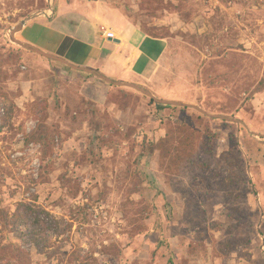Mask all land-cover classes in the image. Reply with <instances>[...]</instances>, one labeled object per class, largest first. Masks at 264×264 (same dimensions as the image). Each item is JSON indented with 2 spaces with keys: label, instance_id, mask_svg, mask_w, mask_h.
Listing matches in <instances>:
<instances>
[{
  "label": "rangeland",
  "instance_id": "374dc122",
  "mask_svg": "<svg viewBox=\"0 0 264 264\" xmlns=\"http://www.w3.org/2000/svg\"><path fill=\"white\" fill-rule=\"evenodd\" d=\"M61 1L0 0V264H264V0H110L167 42L136 84L237 122L12 42Z\"/></svg>",
  "mask_w": 264,
  "mask_h": 264
},
{
  "label": "crops",
  "instance_id": "0c3cea01",
  "mask_svg": "<svg viewBox=\"0 0 264 264\" xmlns=\"http://www.w3.org/2000/svg\"><path fill=\"white\" fill-rule=\"evenodd\" d=\"M58 7L53 18L27 22L17 38L77 67L135 84L155 69L167 49L164 38L141 34L110 0L86 4L63 0ZM105 32L113 33L119 43L110 41Z\"/></svg>",
  "mask_w": 264,
  "mask_h": 264
},
{
  "label": "water",
  "instance_id": "95a60500",
  "mask_svg": "<svg viewBox=\"0 0 264 264\" xmlns=\"http://www.w3.org/2000/svg\"><path fill=\"white\" fill-rule=\"evenodd\" d=\"M39 16H40L39 14L30 16L26 20L21 21L17 26H15L12 29V31H11V40H12V42L15 43L16 45H18L19 47L23 48L24 50H26L28 52H31L33 54H36L38 56H41V57L45 58L46 60L54 61V62L63 64V65H65V66H67V67H69V68H71V69H73L75 71L87 73L89 75H92L94 77L99 78L100 80H102V81H104V82H106V83H108L110 85H113V86H116V87H124V88H129V89L135 90V91L143 94L144 96L150 98L157 105L173 106V107H180V108H189V109H193V110L198 111L199 113H201L202 115H204V116H206L208 118L219 119V120H224V121H228V122H237L236 120H233V119H231V118H229L227 116L207 114L206 112H204L200 108H198L196 106H193L191 104H186V103H183V102H180V101H173V100H165V99L156 98L149 90H147L146 88H144L141 85H138V84H135V83L119 82V81L111 80V79H109L108 77H106L105 75H103L102 73H100V72H98L96 70H92V69H89V68L77 67V66L65 61L62 58L47 54V53L43 52L42 50H40V49H38V48H36L34 46H31V45H29L27 43H24V42H21L20 40H17L15 38V35L22 30L23 26L27 22H29V21H31V20L39 17ZM110 41H113L115 43H119V40H117V39L110 40Z\"/></svg>",
  "mask_w": 264,
  "mask_h": 264
},
{
  "label": "trees",
  "instance_id": "16d2710c",
  "mask_svg": "<svg viewBox=\"0 0 264 264\" xmlns=\"http://www.w3.org/2000/svg\"><path fill=\"white\" fill-rule=\"evenodd\" d=\"M155 38H158V37H155ZM261 84L264 85V80H263V82H262ZM150 158H151V152L148 151V152H146V154H143V155L141 156V160H140L139 164H143V163H145L146 161H149ZM141 176H142L143 178L146 179V176H145V174L143 173V171H141Z\"/></svg>",
  "mask_w": 264,
  "mask_h": 264
},
{
  "label": "built area",
  "instance_id": "2783aa9c",
  "mask_svg": "<svg viewBox=\"0 0 264 264\" xmlns=\"http://www.w3.org/2000/svg\"><path fill=\"white\" fill-rule=\"evenodd\" d=\"M104 36L111 40L115 39L113 33L111 32H105Z\"/></svg>",
  "mask_w": 264,
  "mask_h": 264
}]
</instances>
